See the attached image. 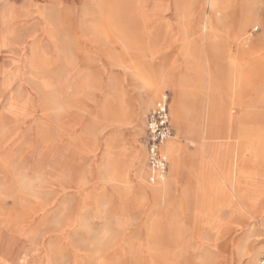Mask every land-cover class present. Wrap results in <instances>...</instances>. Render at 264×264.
<instances>
[{"label": "rangeland", "instance_id": "1", "mask_svg": "<svg viewBox=\"0 0 264 264\" xmlns=\"http://www.w3.org/2000/svg\"><path fill=\"white\" fill-rule=\"evenodd\" d=\"M216 1L218 11L208 0H0L8 264L264 257V0ZM159 12L169 29L147 30L140 18ZM165 93V145L180 144L181 163L171 177L164 152L166 173L150 184L134 153L145 154V119ZM136 99L131 124L120 108Z\"/></svg>", "mask_w": 264, "mask_h": 264}, {"label": "built area", "instance_id": "2", "mask_svg": "<svg viewBox=\"0 0 264 264\" xmlns=\"http://www.w3.org/2000/svg\"><path fill=\"white\" fill-rule=\"evenodd\" d=\"M168 105V95L162 94L145 119L146 130L142 144L146 149L149 168L148 180L153 184L166 173L168 162L163 147L174 136L173 129L169 125ZM257 264H264V257Z\"/></svg>", "mask_w": 264, "mask_h": 264}, {"label": "bare ground", "instance_id": "3", "mask_svg": "<svg viewBox=\"0 0 264 264\" xmlns=\"http://www.w3.org/2000/svg\"><path fill=\"white\" fill-rule=\"evenodd\" d=\"M208 1L210 3V6L214 9L215 8V3H217V1L216 0H208ZM241 9H242V4H240V6H239V12H242ZM215 10L218 11L217 8H215ZM247 12H248V14L253 13L252 8L251 7L250 8H247ZM162 15H163V12H159V13L154 14L153 17L156 16V18L154 19V21L151 20V17H146L144 15H142V17L140 19L142 20L141 22H142L143 26H146V29L147 30H150L151 31V30L154 29V27L159 26L158 24L157 25H154V22L160 21L159 24L162 25V26H164V29L167 31L169 29L168 26H167V23L163 22L162 21V18H159V17H163L164 16V15L163 16ZM238 15H241V14H238ZM242 15H243V13H242ZM202 30H203V28H200V31L201 32H202ZM199 38L201 40L203 39V37H201V36ZM22 63H23V61H22ZM69 80H70V78H69ZM66 82H65V84H66ZM148 85H149L148 82H146L145 83V86H144L145 93H144V95H140V102L143 104V106H145V105L148 104V97L152 94V91L150 89V86H148ZM176 89L178 91L177 94H181L182 93V90H181L182 89V84L180 82L177 83ZM252 91H253V89H252ZM136 101H137V99L134 102L133 101L132 102L131 101H129V102L126 101V103L125 102H122L123 105H121V108H120L122 117L123 118H126L128 121H130L131 124L135 123V121H136V118L133 116L134 115L133 114L134 112H133V110H131L132 104H137ZM174 108L176 109L175 111H176L177 116H178L179 113H182L184 111V109H185L184 106H183V104H182V102L180 100H176L175 101ZM180 148H181V146H180V144L177 143V141L170 142V143H168V145L166 144L163 147L164 152L170 157L171 162H172L171 177L178 171V166L181 163L179 161V159H178L179 158ZM144 155L142 154L141 150H140V152L137 151L136 153H134V158H135L136 163L138 164V169H139L140 173L141 172H144V171H142L143 168H144V163H143L144 162V159H145V156ZM145 165H146V163H145ZM252 260H253V258H252ZM0 264H8V263H7L6 260H2L0 258Z\"/></svg>", "mask_w": 264, "mask_h": 264}, {"label": "crops", "instance_id": "4", "mask_svg": "<svg viewBox=\"0 0 264 264\" xmlns=\"http://www.w3.org/2000/svg\"><path fill=\"white\" fill-rule=\"evenodd\" d=\"M158 100V99H157ZM156 100V101H157ZM155 104H156V102L154 103V105H153V107L151 108L152 110H153V108H154V106H155ZM151 110V111H152ZM143 145V144H142ZM143 147H144V153H145V163H146V170H147V172H146V174H147V180H148V178H149V168H148V163H147V159H146V149H145V146L143 145ZM149 181V180H148ZM149 183H150V181H149ZM158 182H156V183H154V184H157ZM150 184H153V183H150ZM0 258L2 259V260H4L3 259V256L1 257L0 256ZM261 260V259H260Z\"/></svg>", "mask_w": 264, "mask_h": 264}]
</instances>
